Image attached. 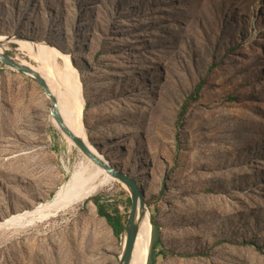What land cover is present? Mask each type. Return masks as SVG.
Instances as JSON below:
<instances>
[{
	"label": "rangeland",
	"instance_id": "obj_1",
	"mask_svg": "<svg viewBox=\"0 0 264 264\" xmlns=\"http://www.w3.org/2000/svg\"><path fill=\"white\" fill-rule=\"evenodd\" d=\"M1 34L69 54L73 126L79 91L86 137L143 188L156 264H264V0H0ZM6 48L53 82L49 56ZM49 105L0 61V264H117L92 198L127 216L129 193Z\"/></svg>",
	"mask_w": 264,
	"mask_h": 264
},
{
	"label": "water",
	"instance_id": "obj_2",
	"mask_svg": "<svg viewBox=\"0 0 264 264\" xmlns=\"http://www.w3.org/2000/svg\"><path fill=\"white\" fill-rule=\"evenodd\" d=\"M30 38L22 35H7V38L4 42L12 41L13 39ZM0 61L10 67L13 70L18 71L19 73L27 76L29 79L33 80L40 86L42 92L45 96L50 99L49 105V115L53 117L57 124L59 131L71 141L73 145L92 163L105 170V172L113 179L117 180L122 184V186L128 191L129 198L131 201L130 209L128 210L127 219L123 226L122 232L119 235L121 239V253L117 264H130L135 240L137 233L139 231L141 221L145 217L148 208L146 206L144 191L140 183L129 174L123 172L122 170L117 169L115 166L110 164L108 160H105L103 156L99 155L95 149L87 142L84 137L74 133L68 126L65 124V121L60 115V112L56 106V97L51 92L47 82L44 78L30 66L18 62L13 57L7 55V52L0 53ZM81 119H83V112L80 113Z\"/></svg>",
	"mask_w": 264,
	"mask_h": 264
},
{
	"label": "bare ground",
	"instance_id": "obj_3",
	"mask_svg": "<svg viewBox=\"0 0 264 264\" xmlns=\"http://www.w3.org/2000/svg\"><path fill=\"white\" fill-rule=\"evenodd\" d=\"M6 38H7V35L1 34L0 35V42H4L6 40ZM9 42L17 43L22 50H34L39 54L49 56V59L47 60V72H48L49 76L51 77V79L53 80V82L48 83L46 80L45 81L47 82V85L49 86L51 92L56 97V106L60 112V115L63 118V120L65 121V124H67V126L74 133H76L77 135L82 136L86 139L87 137H86V134L84 133L85 131H84V125H83V123H84L83 119L84 118L81 119V115H80V113L83 112V106L81 105V95H80L79 91H77L76 97L74 98V103L77 106V115H78V123H77L76 128L73 126V123L71 120V110L65 102V94H66L68 87L70 85V82L73 78L74 72L77 73L76 68L73 66L72 59L69 57V54H68V56L64 55L63 52H60L56 48L47 45L45 42L34 41L32 39L27 40L26 38L25 39L20 38V39H15V40L13 39L12 41H9ZM6 44H7V42H5L4 44H0V53L6 52V50H7ZM51 57L61 58L64 61V68L61 72L60 77H59V75H58V77H56V75H55L54 67H53V65H54L53 58H51ZM36 61H38V59H36ZM18 62L23 63V61H18ZM49 121L56 129H58V124H57L56 120L53 117H51L50 115H49ZM86 140H88V138ZM87 142L95 149V151L99 155L103 156V158L105 160H107L105 158V156L89 140ZM94 166L97 168V172H95V175H97V176H100L103 174L108 175L105 172V170L101 169L100 167H98L95 164H94ZM111 179H113V178H111ZM93 180H94V177H89L87 179L85 177H82L80 180H78L71 187L74 190L79 188L78 191H80L83 188L84 183L89 184V183L93 182ZM70 191H71V189L69 190V193H70ZM60 201H61V198L58 197L55 200L54 204L58 203ZM49 206L50 205H48V207L46 209L50 208ZM148 210H146L147 213H146L145 217L143 218V220L141 221V225H140V228H139V231L137 233L136 240H135L133 254H132L130 264H147V258H148V254H149L150 243L152 241L151 237L153 236L152 235V224H151V220H150V211H148ZM31 213L37 214L38 211L35 210L34 212H31Z\"/></svg>",
	"mask_w": 264,
	"mask_h": 264
},
{
	"label": "trees",
	"instance_id": "obj_4",
	"mask_svg": "<svg viewBox=\"0 0 264 264\" xmlns=\"http://www.w3.org/2000/svg\"><path fill=\"white\" fill-rule=\"evenodd\" d=\"M92 201L97 207L96 211L98 212V214L106 219L107 223L113 230V233L118 237L122 232L127 216L120 214V212L117 209L112 210V212L107 211L108 209L106 205L100 202V197L98 196L93 197ZM127 202L129 205H131V201L129 197H127ZM153 239L154 238L152 236V243L150 246L149 256H148L149 257L148 264H156V252H155L156 243Z\"/></svg>",
	"mask_w": 264,
	"mask_h": 264
}]
</instances>
